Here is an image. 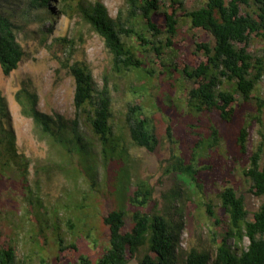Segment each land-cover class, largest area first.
<instances>
[{
  "label": "rangeland",
  "instance_id": "374dc122",
  "mask_svg": "<svg viewBox=\"0 0 264 264\" xmlns=\"http://www.w3.org/2000/svg\"><path fill=\"white\" fill-rule=\"evenodd\" d=\"M68 3L71 8L66 13L64 8ZM77 3L78 0H53L51 4L58 14L52 24L46 23L52 26V32L44 34L38 24L28 25L19 33L26 51L19 67L9 75H5L0 67V90L9 114L8 118L0 120V128H11L18 153L29 158L32 185V190L24 187L17 161L12 160L5 172H0L2 243L16 247L18 264H81L78 262L81 255L90 256L92 264H98L109 244V229L102 220L103 214L115 209L125 211L123 230L129 231L133 225L131 214L139 208L183 221L180 233L183 249L195 246L214 252L216 242L212 239V231L220 230V227H214V218L206 212L204 202L211 200L215 216L223 220L226 216L219 193L226 186L231 185L244 195L250 219L263 201L250 192V183L242 173L261 140L260 124L249 120L255 105L240 99L233 122L222 123L214 112L190 109L183 95L187 84L183 78L175 80L178 76L169 73L152 78L142 70L113 75L110 72L111 56L104 41L82 19ZM104 3L112 17L126 8V0H104ZM199 4V0H185L187 8ZM13 7L19 9L17 5ZM14 20L19 23L18 16ZM193 33L200 35L201 30H191L184 17L174 37L177 50L170 51L168 56L170 62L184 58L197 61L198 54H193L196 39ZM123 37L131 44L129 37ZM260 47L256 40L249 45L253 51ZM76 60H86L91 65L100 87L106 78L109 80L115 114L116 146L112 158L104 157L102 144L83 122L79 131L90 146L93 161L70 162L68 151L52 145L51 139L40 133L33 119L22 113L16 99V93L24 83L30 84L39 95L41 110L74 118L75 85L68 67ZM254 93L264 96V80ZM137 99H143L147 114L157 119L156 133L160 142L154 152L133 145L125 127L126 106L137 103ZM244 125L249 128L246 151L242 152L237 136ZM213 128L219 130L216 142L210 138ZM174 155L193 164L202 188L182 173L169 171ZM37 161L56 163L69 169L56 171L50 178L40 175L42 178L37 187L34 176ZM87 164L91 165L90 172L94 175L93 185L85 173ZM76 168L80 170L77 172ZM138 178L148 181L154 192L151 200L136 207L129 198ZM60 237L67 245L63 250L58 244ZM71 242L78 248L70 247ZM147 249V245L144 246L140 255L128 264H140Z\"/></svg>",
  "mask_w": 264,
  "mask_h": 264
},
{
  "label": "trees",
  "instance_id": "16d2710c",
  "mask_svg": "<svg viewBox=\"0 0 264 264\" xmlns=\"http://www.w3.org/2000/svg\"><path fill=\"white\" fill-rule=\"evenodd\" d=\"M52 1L0 0V67L5 75L15 71L26 54L19 39L21 30L38 24L42 33L52 32V26L46 24H52L58 14ZM199 1L198 6L187 8L185 0H126L125 10H121L116 17L110 15L104 0H78L77 5L82 19L103 39L111 56L110 72L113 75L122 76L142 70L152 78L167 73L178 76L175 80L183 78L187 81L183 95L190 109L214 112L222 123L233 122L240 99L253 102L255 112L249 120L260 124L261 140L242 173L250 183V192L263 201L250 219L244 195L233 186H226L219 193L226 216L223 220L215 216L211 200L204 202L206 212L214 218V227H220V230L212 231V239L216 242L214 252L195 246L183 249L180 245L183 221H176L164 213L136 208L131 214V229L124 231L125 211L110 210L102 216L109 229V244L98 264H128L140 255L146 245L148 251L140 264H179L180 261L181 264H264V96L254 93L264 80V0ZM14 5L19 9H15ZM69 8L71 5L68 3L64 11L67 13ZM17 16L19 23L14 20ZM184 17L189 21L191 30H201L202 35L193 33L196 38L193 54H198V59L189 61L184 58L170 62L168 56L170 51L177 50L174 37ZM123 36L129 37L131 44ZM253 40L261 44L256 51L249 49ZM68 68L75 85L74 118L41 110L38 93L25 83L16 93L21 111L33 119L40 133L51 139L52 145L68 151L70 162L77 160L84 164L93 161L90 159V146L84 142V135L79 131L83 122L102 144L104 157L112 158L116 140L109 80L106 78L105 84L100 87L86 60H76ZM140 97H143L142 93ZM136 102L126 106L125 127L133 145L154 152L160 142L156 133L157 119L147 114L143 99ZM8 117L7 102L0 90V120ZM248 128L249 125L241 127L237 136L242 152L246 151ZM210 138L218 141L217 128L212 129ZM173 158L169 171L182 173L202 188L193 164L175 155ZM12 160L19 164L24 187L32 190L29 158L24 153H18L11 128L1 127L0 172H5V167ZM67 169L60 164L37 161L34 167L37 187L40 186V175L50 178L54 172ZM79 170L76 168L77 172ZM90 170L91 165L87 164L85 173L93 185L95 180ZM153 192L154 188L148 181L138 178L130 202L136 207L144 205L152 199ZM1 234L0 230V264H18L16 247L3 244ZM58 244L62 250L67 246L61 237ZM69 246L78 248L75 242ZM78 262L92 264V259L81 255Z\"/></svg>",
  "mask_w": 264,
  "mask_h": 264
}]
</instances>
